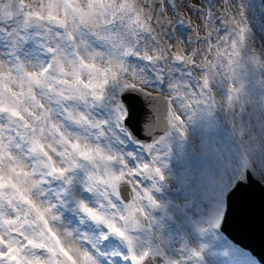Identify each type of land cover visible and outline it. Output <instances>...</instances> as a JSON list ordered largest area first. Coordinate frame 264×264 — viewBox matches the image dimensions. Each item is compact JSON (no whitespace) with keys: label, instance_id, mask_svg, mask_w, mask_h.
Wrapping results in <instances>:
<instances>
[{"label":"snow or ice","instance_id":"1","mask_svg":"<svg viewBox=\"0 0 264 264\" xmlns=\"http://www.w3.org/2000/svg\"><path fill=\"white\" fill-rule=\"evenodd\" d=\"M264 0H0V264H264Z\"/></svg>","mask_w":264,"mask_h":264},{"label":"water","instance_id":"2","mask_svg":"<svg viewBox=\"0 0 264 264\" xmlns=\"http://www.w3.org/2000/svg\"><path fill=\"white\" fill-rule=\"evenodd\" d=\"M243 244L252 248L259 256H264V231L261 229L260 224V208L259 200L254 209L253 222L251 227L240 233H234Z\"/></svg>","mask_w":264,"mask_h":264}]
</instances>
